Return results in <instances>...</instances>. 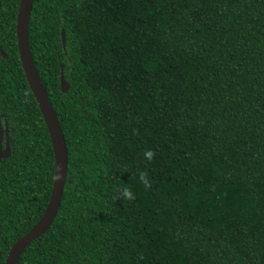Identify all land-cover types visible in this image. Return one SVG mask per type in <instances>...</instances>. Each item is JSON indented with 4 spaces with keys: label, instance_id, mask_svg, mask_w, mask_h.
<instances>
[{
    "label": "trees",
    "instance_id": "16d2710c",
    "mask_svg": "<svg viewBox=\"0 0 264 264\" xmlns=\"http://www.w3.org/2000/svg\"><path fill=\"white\" fill-rule=\"evenodd\" d=\"M20 1L0 0L6 252L55 175ZM29 43L69 168L52 226L18 264H264V0H34Z\"/></svg>",
    "mask_w": 264,
    "mask_h": 264
},
{
    "label": "water",
    "instance_id": "95a60500",
    "mask_svg": "<svg viewBox=\"0 0 264 264\" xmlns=\"http://www.w3.org/2000/svg\"><path fill=\"white\" fill-rule=\"evenodd\" d=\"M34 0H21L16 25L17 46L22 67L32 90V93L39 105L44 121L48 128L55 159V175L50 201L40 221L23 237H21L11 248L6 264H18L20 256L26 248L35 240L43 236L52 226L61 206L64 188L67 182L69 160L67 143L61 127L59 118L47 95L37 72L29 43V21L33 9ZM63 44L66 45V35L63 31ZM61 88L63 93L70 89L69 83L61 76ZM0 121V139H1ZM8 151V150H7ZM0 145V158L3 157Z\"/></svg>",
    "mask_w": 264,
    "mask_h": 264
},
{
    "label": "flooded vegetation",
    "instance_id": "af4514ba",
    "mask_svg": "<svg viewBox=\"0 0 264 264\" xmlns=\"http://www.w3.org/2000/svg\"><path fill=\"white\" fill-rule=\"evenodd\" d=\"M0 121H1V139L0 145L2 148V155L3 157L0 160H6L12 157V149L10 145V126L7 119L0 113ZM8 150V151H7ZM8 233H0V264H6V259L11 248L6 252V247L8 245ZM4 260V261H3ZM19 262V261H18Z\"/></svg>",
    "mask_w": 264,
    "mask_h": 264
},
{
    "label": "clouds",
    "instance_id": "9594fccd",
    "mask_svg": "<svg viewBox=\"0 0 264 264\" xmlns=\"http://www.w3.org/2000/svg\"><path fill=\"white\" fill-rule=\"evenodd\" d=\"M147 155L151 156V153H148ZM124 195H125L126 197H130V193H129L128 191H125V192H124Z\"/></svg>",
    "mask_w": 264,
    "mask_h": 264
}]
</instances>
